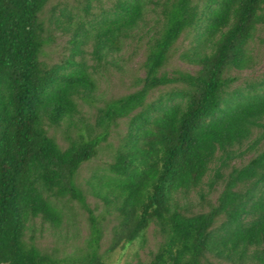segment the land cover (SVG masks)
<instances>
[{"label":"trees","instance_id":"trees-1","mask_svg":"<svg viewBox=\"0 0 264 264\" xmlns=\"http://www.w3.org/2000/svg\"><path fill=\"white\" fill-rule=\"evenodd\" d=\"M49 2L0 0V264H112L78 175L122 121L88 180L116 220L106 254L144 246L153 228L149 264H264V78L234 87L232 76L255 66L264 0H61L46 16ZM56 34L68 53L48 64ZM130 43L143 76L91 122L82 108L100 102L98 77L122 70ZM176 58L195 70H169ZM73 203L89 214L84 248H39L36 223L60 230Z\"/></svg>","mask_w":264,"mask_h":264},{"label":"rangeland","instance_id":"rangeland-1","mask_svg":"<svg viewBox=\"0 0 264 264\" xmlns=\"http://www.w3.org/2000/svg\"><path fill=\"white\" fill-rule=\"evenodd\" d=\"M60 1L50 0L48 6L45 8L44 14L47 16L49 10ZM67 40V36L56 34L54 42L45 48L42 60L48 64L59 62L68 53L66 50L68 47ZM252 55L255 62V66L252 69L232 73V76L236 78L234 87H244L246 83L256 82L264 78V27L259 30L252 44ZM121 58L118 60V63L122 67V70L109 67L107 71H103L98 77L97 96L100 102L98 101L93 107L85 105L82 108L85 117L91 122H93L96 107L102 106L103 101L111 100L134 91V76H143V73L139 69L143 61V51L142 49H135V43H130L124 49ZM168 69H180L189 72L195 70V68L182 63L177 58L172 61ZM125 132L126 122L122 121L113 130L108 140V145L103 146L95 159L82 166L78 175V184L85 192L89 210L95 217L99 218L103 216L104 218H100L103 231V238L100 243V254L106 256L107 261L112 264H149L152 254L156 252L162 242V237L157 232H154L153 228L147 231L144 246H141L139 242H135L123 250L117 249L113 254H106L111 243L112 228L116 225V220L113 215L107 214L103 202L94 195L88 185V180L93 170L95 168H102L106 163L111 161L112 149L118 145L119 140L124 136ZM56 138L57 142L61 146H64L61 136L57 134ZM263 149L264 140L258 146V150ZM254 154L251 153L246 155L242 160L233 161L230 166L238 167L244 165ZM220 191L221 186L218 185L210 195L209 200L212 203L216 201ZM196 203L197 198L194 201L195 207L198 206ZM69 207L76 217L71 222L64 223L60 230H54L48 225L42 226L39 222L36 223L35 235L39 248L49 252L57 249L60 257L73 255L80 248H84L85 242L90 235L89 214L76 203L71 204Z\"/></svg>","mask_w":264,"mask_h":264}]
</instances>
